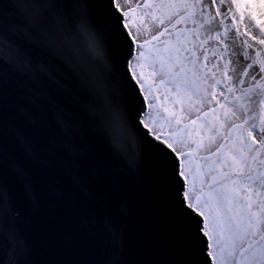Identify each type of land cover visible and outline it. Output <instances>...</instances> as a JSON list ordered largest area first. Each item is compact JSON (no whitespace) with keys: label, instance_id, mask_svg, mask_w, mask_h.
<instances>
[{"label":"snow or ice","instance_id":"6c2138e0","mask_svg":"<svg viewBox=\"0 0 264 264\" xmlns=\"http://www.w3.org/2000/svg\"><path fill=\"white\" fill-rule=\"evenodd\" d=\"M22 7V24L7 31L0 26V68L29 79L51 76V65L38 59L42 52L71 64L89 85L86 111L120 154L123 172L141 174L133 133L151 141L173 187L188 247L198 257L190 264H264V21L245 12L249 5L28 0ZM103 30L120 42L126 103L117 102L112 87L116 62ZM146 74L163 86L166 104L171 97L173 107H165L162 116L156 111L160 97L145 92ZM53 118L71 157L73 127L59 109ZM18 141L26 154L33 152L30 139L20 135ZM66 172L80 183L71 164ZM17 175L24 176L23 169ZM24 191L36 206L31 182ZM126 211L127 196L118 193L103 222L113 257L108 264H121L120 221ZM20 219L0 182V264H28Z\"/></svg>","mask_w":264,"mask_h":264},{"label":"water","instance_id":"95a60500","mask_svg":"<svg viewBox=\"0 0 264 264\" xmlns=\"http://www.w3.org/2000/svg\"><path fill=\"white\" fill-rule=\"evenodd\" d=\"M27 2L0 0V26L5 31L23 23L22 5ZM100 23L103 29L102 18ZM102 37L116 62L112 87L117 102L126 103L120 42L107 30ZM38 59L51 65V76L29 79L11 68H0V182L20 209L28 264H108L113 257L103 222L118 193L127 196V211L120 221L121 264H190L197 259L188 247L168 173L151 141L145 143L133 133L141 174L127 175L120 154L86 111L90 95L84 78L50 53L42 52ZM57 109L73 127L68 139L76 151L71 157L53 118ZM20 135L31 140V154L23 150ZM69 164L79 184L67 174ZM18 169L25 175H17ZM26 182L33 185L36 206L25 194Z\"/></svg>","mask_w":264,"mask_h":264},{"label":"rangeland","instance_id":"374dc122","mask_svg":"<svg viewBox=\"0 0 264 264\" xmlns=\"http://www.w3.org/2000/svg\"><path fill=\"white\" fill-rule=\"evenodd\" d=\"M153 2H159V0H153ZM247 9H245L246 12ZM247 13V12H246ZM246 24L247 21H245L244 23L241 24V34L243 35L244 32L246 31ZM249 35L251 36L252 34L249 33ZM257 39H259V37L257 36ZM255 43V41H253ZM149 89L152 90L154 95H158L160 97L159 102L156 105V111L158 113H160V115H164V108L168 107V108H172V104H171V97L169 98V101L167 102V104L165 103L163 96H164V88L163 86H161L159 84L158 80H153L152 78L148 77L146 74V80H145V92H147ZM158 121L160 119V117H157ZM165 131H167V128H165Z\"/></svg>","mask_w":264,"mask_h":264},{"label":"bare ground","instance_id":"6f19581e","mask_svg":"<svg viewBox=\"0 0 264 264\" xmlns=\"http://www.w3.org/2000/svg\"><path fill=\"white\" fill-rule=\"evenodd\" d=\"M239 2L249 5L246 12L251 11L258 21H264V0H239Z\"/></svg>","mask_w":264,"mask_h":264}]
</instances>
